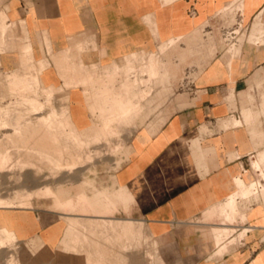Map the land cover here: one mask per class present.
I'll list each match as a JSON object with an SVG mask.
<instances>
[{"label": "crops", "instance_id": "obj_1", "mask_svg": "<svg viewBox=\"0 0 264 264\" xmlns=\"http://www.w3.org/2000/svg\"><path fill=\"white\" fill-rule=\"evenodd\" d=\"M232 4L247 41L227 48L229 58L227 49L209 51L182 91L164 90L178 76L172 56L183 61L202 47L199 28ZM7 14L23 25L34 60L46 56L45 38L54 54L68 52V65L101 71L116 63L129 80L138 54L165 49L161 74L152 73L147 91L132 87L126 113L104 105L103 75L83 84V74L64 79L53 64L40 71L51 96L33 114L54 110L56 139L26 140L58 146L60 162L76 165L59 188L42 190L50 196L0 207L16 242L40 245L42 264H109L94 263L102 252L130 264V251L115 246L144 228L156 243L150 264H264V0H9ZM184 37L186 48L177 49ZM12 58L2 56L1 69ZM161 60L149 55L147 69ZM67 177L74 189L63 187Z\"/></svg>", "mask_w": 264, "mask_h": 264}, {"label": "rangeland", "instance_id": "obj_2", "mask_svg": "<svg viewBox=\"0 0 264 264\" xmlns=\"http://www.w3.org/2000/svg\"><path fill=\"white\" fill-rule=\"evenodd\" d=\"M8 1L9 0H0V20L6 23L9 30L15 31L19 28L26 34L21 23L15 24L8 21ZM234 7V4H232L230 8L219 13L209 23L199 28L200 38L204 44L202 47L194 44V48H197L192 51L186 60L179 61L178 56H172V63L176 66L178 76L176 78L171 77L170 80L164 83V90L168 91L172 89L182 91L185 87V83L196 76L195 74L199 70V66L202 65L205 59L209 56V51L212 54L218 52L224 54L226 49L232 44H235L236 48L239 49L237 41H241L243 39H246L247 41L249 32L244 29L245 26H243L244 28L242 26L237 28V14H234L233 12ZM231 30H234V32L238 31L239 34H232ZM2 39L4 42L0 41V60L2 56L8 55L13 57L12 60H14V64L7 62L9 66L5 65L3 69L0 67V207L12 206L13 204L24 206L29 204V198L32 199L33 197H42L45 193L46 196H50L51 192L48 189L45 193H43L42 190L45 187H52L53 189L59 188L56 186V183L59 180V176L62 173H65L67 169L71 174H74L73 167L76 165L74 162H60L63 156V151L61 150L62 148H59L58 146H53L51 148L44 146L32 147L26 140L29 136L36 138V143L46 137H51L53 140L56 139L55 133L52 131L54 124L57 123L56 115H54V124L52 126H36L38 119L49 117L52 109H50L47 114L35 116L36 112L31 107L35 102H38L43 106V103L40 102L39 99L43 101L44 99L42 96L44 95L45 101L48 103L51 96V88L42 86L40 82V71L49 64H53L55 66V60L58 58L57 54L59 55L63 52H68L62 51L57 54H54L53 52L49 53L46 48L47 45L45 44L46 39L44 38V45L47 50V53L44 54L46 56L42 59L34 60L32 53H26L25 50H20V47L24 44L23 37H11L16 49H6V41L9 42L8 32L3 34ZM186 44L187 42L184 37L178 40L175 47L177 49H184L186 48ZM164 50H159V53L147 52L138 54V58L134 61L136 73L132 78H129V80L125 71L116 73V63L102 67L101 71H98L95 66H92L90 69H86V67H83V64L80 63L78 65H68L67 59L64 63L63 61L61 62L60 67H55L57 68L60 76L64 79H66L70 74H83V84L86 83L87 77L92 75H103L105 79V89L103 90L101 96L104 105L108 108H120L123 113H126V108L128 107L130 109V107L133 106L131 100L127 97V94L132 90V87L139 85V82H141L147 91V89L150 88L151 83L147 86L146 81L149 79H155L153 78L152 73L155 71L156 77L161 74V70L164 69V62L161 60L163 55L161 54L165 53ZM227 52L228 49L225 56L226 58H229ZM151 54L159 56L161 60V65L153 68L154 70L147 69L149 55ZM17 55L18 58H16ZM22 59L25 60V62H21L23 61ZM40 62L42 63L41 65L38 64ZM123 63L121 62V64ZM67 68L70 70L66 71ZM139 75H146V78L139 79ZM150 76H152V78H150ZM33 78H37L39 80L40 86L37 87L36 91H34L31 85L30 87L24 86L25 88L20 87L21 89L17 88L19 86V82H21L20 80L32 79L33 81ZM77 84H79V82ZM115 86H117L119 90L122 89V91L119 92H121L120 94L123 93V95L110 93ZM31 89L33 91H31ZM41 92L43 93L42 95ZM46 92L47 94H45ZM35 93L36 95H34ZM42 108H44V106ZM15 114H17V118L15 117ZM33 116L35 117L32 118ZM15 121L17 125L12 123ZM29 122L30 124L25 127V125ZM13 125L15 127H13ZM16 126H20L21 128L23 126V129L19 130ZM26 128L28 129L26 130ZM24 130L27 131H25L26 133L24 132L25 134H23ZM43 156L52 160V162L47 160L43 161ZM38 158L40 160H38ZM255 165L256 168L254 170L259 168V164L255 163ZM61 181L63 182V187L69 186L67 189L75 188L74 185L68 184L72 182L70 177L65 179L62 178ZM0 223L3 226H6V224L1 220ZM141 232L135 233L131 238L132 240H127L126 242L120 244V246H115L118 249L130 251V264H140L139 261H141V264H144L143 262H145V264H150L151 260L148 258L147 254L152 252L153 249L156 250V243L155 246L152 245L153 238L145 232L144 228ZM0 240V264H42V260L38 258L42 255V247L39 245L36 249H33L26 242H16V234L11 230V228L10 232L7 234L0 233ZM140 253L145 256V260L142 258L138 259ZM104 254V252L97 253L96 258H94V263L107 261L109 264H113V262L116 263L119 260V263L124 264V260L117 257V255L114 260H112L111 258H105ZM92 263L88 260V264Z\"/></svg>", "mask_w": 264, "mask_h": 264}, {"label": "bare ground", "instance_id": "obj_3", "mask_svg": "<svg viewBox=\"0 0 264 264\" xmlns=\"http://www.w3.org/2000/svg\"><path fill=\"white\" fill-rule=\"evenodd\" d=\"M2 17V16H1ZM6 32H8V34H9V42L8 41H6V44H7V47H6V49H16L15 48V45H14V43H13V41H12V39H11V37H13V36H21V37H23V39H24V44L20 47V50H25L26 51V53H32V48H31V43L27 40V37H26V34L21 30V29H17V30H9L8 29V27L6 26V23H4V22H2L1 20H0V41L1 42H4L3 41V39H2V36H3V34H5ZM235 33V32H234ZM237 34H239V33H237ZM250 40L252 41L253 39L252 38H250ZM47 46H46V48L48 49V52L49 53H52V50H51V48H50V45H49V42H48V40L46 39V43H45ZM51 44V43H50ZM20 46V45H19ZM19 50V49H18ZM67 53H64L63 52V58H61V61H60V63L64 60V58H65V56H67L66 55ZM60 55V54H59ZM59 55H58V57H59ZM60 57H62V54L60 55ZM22 58V57H21ZM32 58V57H31ZM67 58V57H66ZM63 59V60H62ZM68 59V58H67ZM66 59V60H67ZM21 60V59H20ZM23 60V59H22ZM59 60H60V58H57L56 60H55V66H57V67H59ZM65 61V60H64ZM64 61H63V63H64ZM134 61V60H133ZM21 62H25V60H23V61H21ZM150 62H152L151 64H153V60H150ZM39 65H41L42 63L40 62V63H38ZM151 64H149L150 65V67H151ZM155 64H157L156 62H155ZM61 65V64H60ZM158 65H160L159 63H158ZM154 65H152V67H153ZM156 66V65H155ZM157 67V66H156ZM27 68V67H26ZM154 68V67H153ZM29 69V68H28ZM133 69H135V68H133ZM65 70V69H64ZM67 70H70V69H67ZM74 70H76V69H74ZM31 71V70H30ZM133 71H136V70H133ZM132 71V74H135L134 72ZM75 72V71H74ZM77 72V71H76ZM33 75V74H32ZM154 75H155V71H154ZM152 77V76H151ZM150 77V78H151ZM155 77V76H154ZM34 79H35V81H34ZM152 80V79H151ZM21 82H19V86L17 87V88H20V87H24V86H28V87H30V85L32 86V88L34 89V91H36L37 90V87H39L40 85H39V80L37 79V78H33V81H32V79H26V80H20ZM148 81V80H147ZM147 83H150V82H147ZM146 83V84H147ZM148 85V84H147ZM25 88V87H24ZM23 88V89H24ZM21 89V88H20ZM31 91H33L32 89H31ZM39 91V90H38ZM43 94V93H42ZM45 94H47V92L45 93ZM34 95H36V93L34 94ZM19 104V103H18ZM30 105V104H29ZM21 107V106H20ZM31 107V106H30ZM43 106L40 104V103H38V102H35L34 104H32V109L36 112V113H38V112H41L42 111V108ZM7 109V108H6ZM32 110V111H33ZM52 112H51V114H50V116L49 117H45V118H40V119H38V121H37V125L36 126H42V127H50V126H52L53 124H54V118H55V116H54V110H51ZM13 113V112H12ZM17 116V114H15V117ZM15 117H14V119H15ZM13 118V117H12ZM17 118V117H16ZM13 120V119H12ZM12 123H15L14 125H17V123H16V121L15 122H12ZM30 124V122L29 123H27L26 125H25V127L26 126H28ZM13 125V127H15ZM12 126V125H11ZM17 127V126H16ZM12 128V127H11ZM17 128H19V130H21V129H23V126H22V128L20 127V126H18ZM17 128H16V130H17ZM13 129H15V128H13ZM28 128H26V130H27ZM46 129V128H45ZM15 130V131H16ZM26 130H24L23 131V134H25L27 131ZM18 131V130H17ZM26 131V132H25ZM20 132V131H19ZM25 132V133H24ZM48 132V131H47ZM16 133V132H15ZM1 160V159H0ZM76 164V163H75ZM78 167V166H77ZM256 168V167H255ZM232 204H234V203H232ZM230 206V205H229ZM227 208H229V207H227ZM232 208H233V206H232ZM231 210V212L229 213L230 214V216H233V215H231L232 214V212H234L233 211V209H230ZM235 213V212H234ZM236 214V213H235ZM227 216V215H226ZM229 215H228V217H230ZM227 217V218H228ZM234 217H235V215H234ZM226 219V218H225ZM229 219H227V220H224V222L225 221H228ZM232 222H233V220L232 219H230ZM234 220H235V218H234ZM229 222V221H228ZM131 224H133V223H131ZM134 227H135V224H134ZM133 228V227H132ZM138 229V228H137ZM216 229H218V228H216ZM227 231H228V229L227 228H225ZM219 230V229H218ZM220 230L222 231L223 230V228L221 229L220 228ZM219 230V231H220ZM140 231V230H139ZM217 231V230H216ZM233 231V230H232ZM10 232V227L8 226V225H6V226H3L1 223H0V233H2V234H7V233H9ZM215 232V231H214ZM230 232V231H229ZM219 233V232H218ZM217 233V234H218ZM221 234V233H220ZM229 236H230V234H229ZM219 237V236H218ZM218 239V238H217ZM0 242H1V240H0Z\"/></svg>", "mask_w": 264, "mask_h": 264}, {"label": "built area", "instance_id": "obj_4", "mask_svg": "<svg viewBox=\"0 0 264 264\" xmlns=\"http://www.w3.org/2000/svg\"><path fill=\"white\" fill-rule=\"evenodd\" d=\"M231 33H232V34H235V33H234V30H231Z\"/></svg>", "mask_w": 264, "mask_h": 264}]
</instances>
